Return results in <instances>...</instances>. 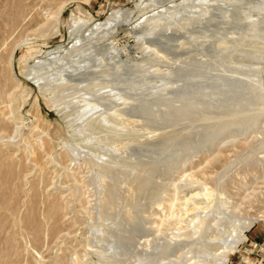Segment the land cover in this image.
I'll return each mask as SVG.
<instances>
[{
  "label": "rangeland",
  "instance_id": "rangeland-1",
  "mask_svg": "<svg viewBox=\"0 0 264 264\" xmlns=\"http://www.w3.org/2000/svg\"><path fill=\"white\" fill-rule=\"evenodd\" d=\"M202 1L0 0V264H264V0Z\"/></svg>",
  "mask_w": 264,
  "mask_h": 264
},
{
  "label": "bare ground",
  "instance_id": "bare-ground-1",
  "mask_svg": "<svg viewBox=\"0 0 264 264\" xmlns=\"http://www.w3.org/2000/svg\"><path fill=\"white\" fill-rule=\"evenodd\" d=\"M153 1H155V0H153ZM199 2H196V3H200V1H202V0H198ZM204 1V0H203ZM202 1V2H203ZM186 2H188V1H186ZM201 2V3H202ZM189 5V4H188ZM188 7V6H187ZM186 7V8H187ZM191 7H196V6H191ZM201 7V6H200ZM206 11V10H205ZM205 11H203V12H205ZM194 12V11H193ZM192 12V13H193ZM207 13V12H206ZM206 13L204 14V15H206ZM208 13H210V11L208 12ZM228 13V12H227ZM225 14V15H227L226 17H229L230 18V13L229 14ZM211 14V13H210ZM232 14V13H231ZM209 15V14H208ZM193 16H194V18H198L199 17V14H194L193 13ZM192 16V17H193ZM118 17H120V15H119V13H117L115 16H113V17H110L106 22H100V23H98L97 25H99L100 27H103L104 25H106V26H111V24H115L116 23V21H117V19H118ZM206 17V16H205ZM193 19V18H192ZM198 20V19H197ZM221 20V19H220ZM220 20H217V21H219V23L221 22V23H224L223 21H220ZM224 20H225V18H224ZM190 23V22H189ZM201 23V22H200ZM209 24V23H208ZM158 25H160V24H158ZM223 25V24H222ZM99 27V28H100ZM233 32V31H232ZM214 38V37H213ZM220 44V43H219ZM154 45L155 46H152V45H147V49H149L150 51H154L155 52V54H157V55H163V54H165V52H166V50L165 49H163L162 47H160V46H158L157 44H155L154 43ZM215 116H211V115H208L207 117H206V120H210V119H212V118H214ZM216 118V117H215ZM241 124L240 123H236L234 126L237 128V127H239ZM235 128V129H236ZM40 223V222H39ZM37 226V225H36Z\"/></svg>",
  "mask_w": 264,
  "mask_h": 264
}]
</instances>
